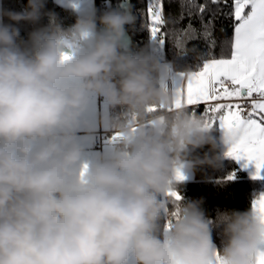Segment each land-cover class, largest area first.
<instances>
[{
	"label": "clouds",
	"instance_id": "1",
	"mask_svg": "<svg viewBox=\"0 0 264 264\" xmlns=\"http://www.w3.org/2000/svg\"><path fill=\"white\" fill-rule=\"evenodd\" d=\"M45 4L0 6V264H256L264 218L252 204L212 218L202 198L172 195L189 172L222 167L230 138L173 108L171 68L125 42L133 6L72 0L74 24L48 13L24 40L15 24L38 23ZM94 97L123 112L101 116L116 144L86 161L77 130Z\"/></svg>",
	"mask_w": 264,
	"mask_h": 264
},
{
	"label": "snow or ice",
	"instance_id": "2",
	"mask_svg": "<svg viewBox=\"0 0 264 264\" xmlns=\"http://www.w3.org/2000/svg\"><path fill=\"white\" fill-rule=\"evenodd\" d=\"M181 9L178 19L169 17L176 24L186 13L189 20L186 28L171 32L181 57L180 70L172 74L171 85H166L176 97L173 108L187 109L208 127L217 124L230 138L226 156L237 163L243 161L245 168L254 166L252 178L264 180V0H182ZM194 17L200 21L199 30L193 26ZM219 17L232 21V36L225 39L217 54L213 33ZM147 18L150 41L164 48L165 36L169 35L161 33V26L168 22L164 0H148ZM201 39L205 48L191 57L197 61L196 70H192L191 66L185 67L188 61L183 59L187 55L184 49L188 41ZM200 105L205 106L202 116L198 113ZM151 110L157 109L153 106ZM234 178L235 173L226 177ZM172 195L181 199L179 193ZM252 206L264 218V192L259 193ZM256 264H264V250L258 253Z\"/></svg>",
	"mask_w": 264,
	"mask_h": 264
},
{
	"label": "trees",
	"instance_id": "3",
	"mask_svg": "<svg viewBox=\"0 0 264 264\" xmlns=\"http://www.w3.org/2000/svg\"><path fill=\"white\" fill-rule=\"evenodd\" d=\"M121 0H95V8L100 12L107 10L120 8ZM147 2L148 0H131L133 11L137 17L134 27L129 28V33L132 36V47L135 50H140L146 45L151 46L152 54L161 61H170L175 68H179L181 57L179 56L180 50L176 47V37L171 35L173 30L186 28L189 20L185 13V18L178 23L173 24L171 18L178 19L181 9L182 0H164V15L168 22L161 26V33H169L165 36L166 44L164 48H160L154 45L150 41V32L148 31V24L150 21L147 18ZM187 3V0H183ZM199 3H203L204 0H197ZM231 3V0H229ZM1 5L5 9H10L16 12H20L27 7V0H1ZM225 11H228L225 8ZM48 13L56 15L58 21L64 27H68L75 23V15L70 7L64 6L58 3L56 0H46L44 9L42 10L41 19L38 23L33 24L29 21H20L15 24L20 30V36L24 40L28 39V34L35 28L46 25L49 21ZM5 22H8L5 19ZM193 26L196 29H200V21L198 18H192ZM232 21L224 17H219L215 23V31L213 35L217 41V54L220 51V46L226 38L232 36ZM143 25V27H142ZM223 29V31H222ZM196 45V52H193V46ZM205 48V42L203 39L199 41H188L184 51L188 64L185 67L191 66L192 69H196L197 61L191 59L195 55H199ZM204 105H200L198 113L200 116L204 113ZM123 109L117 107L116 109H110V116H114L116 119L121 118ZM214 129H217L215 135L219 136L220 131L217 124H214ZM207 149L199 150L201 155L203 151ZM235 173V178L227 180L226 177ZM264 192V180H254L248 176L238 163L231 158L223 160V165L220 168H211L207 166L198 167L194 170V176L191 179H185L181 186L180 195L184 200H197L203 199V208L209 217L214 218L219 211L226 209H239L244 210L249 207L252 202L258 198L259 193ZM213 240L217 247L222 246L223 237L219 229L213 230Z\"/></svg>",
	"mask_w": 264,
	"mask_h": 264
},
{
	"label": "crops",
	"instance_id": "4",
	"mask_svg": "<svg viewBox=\"0 0 264 264\" xmlns=\"http://www.w3.org/2000/svg\"><path fill=\"white\" fill-rule=\"evenodd\" d=\"M58 3L69 7V4L72 0H56ZM88 0H79L80 7L85 8L84 3ZM93 5L95 6V0H93ZM0 6L1 0H0ZM162 65H168L171 68L170 78L167 82V85H171L172 83V74L179 71V68H175L174 65L170 61H161ZM196 70V69H192ZM226 101H212L210 103H225ZM191 106H189L190 108ZM110 107L103 102L102 98L94 97L90 103L89 110L85 114V119L88 121V128L81 127L77 130V139L78 142L84 149L83 157L86 161L95 160L98 157L104 156L109 153L116 144L115 132L109 130L104 126L101 121V116L103 114H107L110 116ZM218 126V125H217ZM220 131V130H219ZM221 134V131H220ZM219 134V135H220ZM243 161L239 162L238 165L245 173L252 177L255 169L254 166L249 165L247 168L243 167ZM194 176V170L187 174L186 179H191Z\"/></svg>",
	"mask_w": 264,
	"mask_h": 264
},
{
	"label": "water",
	"instance_id": "5",
	"mask_svg": "<svg viewBox=\"0 0 264 264\" xmlns=\"http://www.w3.org/2000/svg\"><path fill=\"white\" fill-rule=\"evenodd\" d=\"M128 4H131V0H121L120 3H119L120 8H121V7H124V6L128 5ZM125 42H126L127 44H129V46L132 47L133 39H132V36H131V34L129 33V31H128L127 34H126Z\"/></svg>",
	"mask_w": 264,
	"mask_h": 264
},
{
	"label": "rangeland",
	"instance_id": "6",
	"mask_svg": "<svg viewBox=\"0 0 264 264\" xmlns=\"http://www.w3.org/2000/svg\"><path fill=\"white\" fill-rule=\"evenodd\" d=\"M84 5H85V8H89V9L92 8V7H95L93 5V0H88L86 3H84Z\"/></svg>",
	"mask_w": 264,
	"mask_h": 264
}]
</instances>
